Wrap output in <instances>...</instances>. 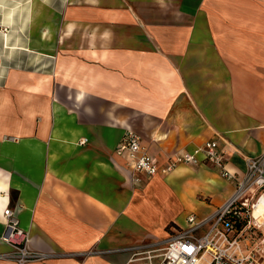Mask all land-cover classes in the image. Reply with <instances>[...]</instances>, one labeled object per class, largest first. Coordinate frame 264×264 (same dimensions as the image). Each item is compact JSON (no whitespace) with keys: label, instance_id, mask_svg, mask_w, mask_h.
I'll use <instances>...</instances> for the list:
<instances>
[{"label":"crops","instance_id":"obj_1","mask_svg":"<svg viewBox=\"0 0 264 264\" xmlns=\"http://www.w3.org/2000/svg\"><path fill=\"white\" fill-rule=\"evenodd\" d=\"M10 2L0 7V236L8 204L43 259L84 264L94 247L161 244L187 215L227 201L235 181L211 164L133 184L116 146L131 129L162 161L216 139L240 179L264 150V0Z\"/></svg>","mask_w":264,"mask_h":264},{"label":"built area","instance_id":"obj_2","mask_svg":"<svg viewBox=\"0 0 264 264\" xmlns=\"http://www.w3.org/2000/svg\"><path fill=\"white\" fill-rule=\"evenodd\" d=\"M116 153L127 155L126 167L131 171L133 184L141 183L140 176H163L181 164L196 166L202 163L213 165L223 178L234 180L236 184L232 195L212 215H187L185 225L170 233L159 254L148 251L145 264H264V241L260 230L264 229V150L246 158V170L240 179H235L225 168V152L216 139L190 150L169 153L159 161L149 154L147 146L133 130L126 129L116 146ZM253 187L255 192L248 195ZM259 205L263 209L254 215ZM2 217L5 226L0 238L8 249L0 253L1 259L25 264L47 256L30 248L29 232L19 222L13 207L6 204ZM258 255L262 256L260 260Z\"/></svg>","mask_w":264,"mask_h":264},{"label":"rangeland","instance_id":"obj_3","mask_svg":"<svg viewBox=\"0 0 264 264\" xmlns=\"http://www.w3.org/2000/svg\"><path fill=\"white\" fill-rule=\"evenodd\" d=\"M11 0H0V7L4 9V6L7 10V8H12L16 3H11ZM21 1V2H20ZM23 0H17L18 3H22ZM255 192V188H251L249 190L248 195ZM262 231L261 238H263L264 241V229H260ZM164 242L157 245L152 246H143L139 244L138 242L133 243V245L129 247L123 248L121 251H109L106 250L104 252L97 251V248H92L91 250H85L84 253L80 254L81 258H84L86 255H88L85 260L84 264H145L148 260L145 259V256L148 255V251L151 250V254H159L161 252L160 248H162ZM119 246H126L130 245L129 243H119ZM97 252V253H94ZM156 258H152V260H156ZM131 260V261H130ZM34 262V261H33ZM35 264H58L55 260L46 258V259H39L35 261Z\"/></svg>","mask_w":264,"mask_h":264},{"label":"bare ground","instance_id":"obj_4","mask_svg":"<svg viewBox=\"0 0 264 264\" xmlns=\"http://www.w3.org/2000/svg\"><path fill=\"white\" fill-rule=\"evenodd\" d=\"M34 6V2L32 3V7ZM7 13H10V12H7ZM5 13V14H7ZM10 15V14H9ZM6 16V15H5ZM7 17V16H6ZM10 17V16H8ZM6 34V33H5ZM6 39V38H5ZM263 207L261 205H259L258 208H256V210L254 211V215H257V214H260V212L262 211Z\"/></svg>","mask_w":264,"mask_h":264}]
</instances>
